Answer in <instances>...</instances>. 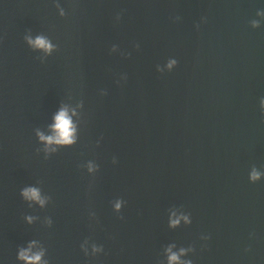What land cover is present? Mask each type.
Masks as SVG:
<instances>
[{"label": "water", "instance_id": "water-1", "mask_svg": "<svg viewBox=\"0 0 264 264\" xmlns=\"http://www.w3.org/2000/svg\"><path fill=\"white\" fill-rule=\"evenodd\" d=\"M258 11L264 0H0V261L38 239L50 264H162L169 243L193 245V264H264V181L248 180L264 168ZM38 35L50 56L27 44ZM62 104L83 105L79 140L46 159L36 132ZM26 185L46 208L21 199ZM173 206L190 226L168 228ZM85 239L104 252L85 256Z\"/></svg>", "mask_w": 264, "mask_h": 264}, {"label": "clouds", "instance_id": "clouds-1", "mask_svg": "<svg viewBox=\"0 0 264 264\" xmlns=\"http://www.w3.org/2000/svg\"><path fill=\"white\" fill-rule=\"evenodd\" d=\"M57 9L59 15H65L64 9L61 8L59 4H57ZM257 16L264 18V11H258ZM119 19L120 17L118 15L117 20ZM179 19V17H176V20ZM251 27L253 29L260 28L261 21L252 20ZM197 28H199V25H197ZM26 42L33 50L42 52L45 56H50L56 49V45L48 37L43 35H38L35 38L31 36L26 37ZM135 47L138 49L140 46L136 44ZM111 52H120L121 55H125L124 52L120 51L118 45L115 44L112 45ZM177 65L178 60L174 57H169L163 65H157L156 70L160 73L172 72ZM121 79L126 80L127 77L122 76ZM106 94L105 91L101 92V95ZM82 107V104L75 107L62 104L52 116V123L48 126V134L37 130L36 136L39 143L43 145L42 151L46 159L57 153L60 149L71 148L77 144L79 140V125L76 118L78 117V108ZM259 110L261 114H264V96L259 98ZM112 163L114 165L118 163L116 157H113ZM82 167L86 169L89 176H95L100 170L99 164L94 160H88ZM248 180L250 183L264 181V168H258L253 165L248 171ZM19 195L30 207L38 206L43 209L46 208L51 201V197L43 194L41 188L35 185H26L22 187ZM111 203L113 210L116 213H120L126 202L122 198H117ZM89 216L94 219L96 213L90 211ZM24 220L28 225H32L40 220V218L34 215H26ZM43 223L50 228L53 221L50 217H45ZM167 224L170 229H177L182 225L190 226L192 224V216L189 212L185 211L183 207L173 206L168 209ZM209 239V235L201 234L200 236L201 241H207ZM80 247L85 256L91 255L95 257L104 252L103 245H98L89 239H85ZM195 251L196 249L193 245L184 247L178 246L176 243H169L162 249V264H193V260L189 257L190 254ZM47 255L48 250L44 244L38 239H31L25 244L17 247L15 258L18 264H50L49 260L46 258ZM0 264H3V262L0 261Z\"/></svg>", "mask_w": 264, "mask_h": 264}]
</instances>
